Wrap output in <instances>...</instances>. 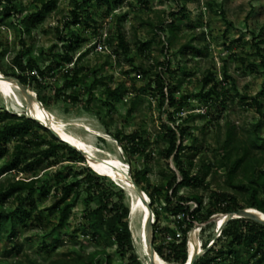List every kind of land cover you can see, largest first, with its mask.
<instances>
[{
  "label": "rangeland",
  "instance_id": "1",
  "mask_svg": "<svg viewBox=\"0 0 264 264\" xmlns=\"http://www.w3.org/2000/svg\"><path fill=\"white\" fill-rule=\"evenodd\" d=\"M49 1L51 11L42 22L31 25L30 35L14 22L15 17H5L4 4L0 5L4 68L8 69L20 51L26 52L25 61L30 58L47 66L62 53L64 42L60 37L74 32L84 38L74 53L77 58L84 52L79 81L67 90V96L60 97L57 90L64 80L59 71L49 75L41 88H20L0 71V107L12 113L28 112V117L36 118L78 149L85 162L64 161L49 166L40 154L41 148L35 147L19 171L2 172L6 160L0 158V185L38 179L34 192L20 189L0 207V211H21L15 217V231L9 218L0 222V264H47L68 254L89 255L103 250L110 255V264H125L106 231L109 213L100 211L107 198L89 196L82 187H75L65 201L61 199L62 185L78 179L84 169L105 179L111 192L116 193L112 203L119 191L124 192L132 248L142 263L173 264L165 263L156 251L160 244L181 238L178 222L163 203L171 194L168 179L174 174L180 176L174 156L166 157L169 140L164 126L176 131L188 127L183 140L178 134V143L186 148L181 160L191 175L203 165L209 169L203 182L179 188V195L187 199L192 210L197 207L195 196L209 206L218 193L230 189L227 169L218 167L222 157L219 150L230 129L239 141L256 142L259 148L253 153L264 159V0H112L111 12L103 0H17L15 5L25 15ZM76 4L82 14L80 23L73 25L71 12ZM160 22L165 23L163 33L156 32ZM119 31L125 34L129 54L113 52L118 49L114 35ZM22 40L26 41L24 49ZM140 41L150 43L143 52L139 50ZM162 62L169 65L167 83L176 89L175 108H168V100L159 98L153 84L158 72L166 68L158 67ZM7 81L12 83L7 86ZM111 90L116 91L115 96H110ZM70 94L79 96L80 103L74 105L67 98ZM255 97L261 110L253 101ZM132 133L144 140V152L134 153V148L116 140L117 134ZM77 140L89 151L78 147ZM15 143L10 139L2 149L12 154ZM54 159L51 155L48 161ZM33 161H37L34 170L24 171ZM57 171H65V178L55 179ZM138 179L141 183L137 184ZM155 188L160 194L151 204L148 193ZM244 211L216 214L212 222L192 219L194 230L188 236L185 264L200 258L205 252L203 245L213 244L229 220L252 217L264 221V214L254 209ZM100 264H105L103 258Z\"/></svg>",
  "mask_w": 264,
  "mask_h": 264
},
{
  "label": "trees",
  "instance_id": "2",
  "mask_svg": "<svg viewBox=\"0 0 264 264\" xmlns=\"http://www.w3.org/2000/svg\"><path fill=\"white\" fill-rule=\"evenodd\" d=\"M17 0H0V5L4 4L3 15L5 17H15L16 21L24 29L25 35L31 34V25L42 22L45 14L51 11L52 2L42 4L40 10L23 14L17 8ZM108 4L109 12L114 10V3L112 0H103ZM80 5L76 4L71 12V24L77 25L80 23L82 9ZM174 16V14H173ZM152 25L151 23H148ZM165 23L160 22L157 33L165 32ZM153 26V25H152ZM117 39V48L114 54L118 55L122 50L125 54L130 53L129 45L126 41L125 34L119 31L114 35ZM63 44L62 53L53 57L47 66L43 67L34 59H27L25 61L26 52L20 51L13 58L8 69L3 65V54H0V71L11 81L19 85L43 87V83L47 77L56 71H59L64 80L62 87L58 91V96H67L66 92L70 88L76 86L83 67H81V58L84 52L75 58V52L81 48L84 38L79 33L71 32L69 35L60 37ZM111 37L108 38L110 42ZM23 49L26 48V41H21ZM150 43L140 41L139 50H143ZM257 46H259L257 44ZM260 50V49H259ZM261 55V53H260ZM72 64V67H66ZM166 66L158 72L155 81L153 82L156 91L160 94L159 98L168 100V108H175L178 105L175 98L176 89L172 88L166 81L165 73L169 69V65L165 62L158 63L159 66ZM264 66V57L262 61ZM205 84L209 83L205 79ZM165 89L167 90L165 92ZM216 87H213L215 91ZM264 94V90L261 92ZM116 91H110V96H115ZM70 101L75 105L80 103L79 96L74 94L68 95ZM255 104L261 110V105L258 98L253 99ZM91 102V100H89ZM0 158H5L6 164L1 169L2 172L19 171L20 165L31 156L35 147L41 148V156H45L49 166H55L64 161L84 163V155L71 144L58 138L50 129L40 124L36 118L28 117L26 112L12 113L0 107ZM174 120V119H172ZM169 140V147L166 151V157L174 156L176 165L178 166L180 176L172 175L167 181V188L171 191L170 196L164 198V205L166 211L174 216L178 222L179 230L181 231L180 239H174L173 242L166 244L162 243L156 247V251L160 258L165 263L172 262L173 264H185L186 255L189 245V233L194 230V220L214 221L216 214H230L240 213L246 209H254L257 212L264 214V159L256 156L253 153L254 149H258L256 142L252 141L246 144L239 141L232 129L227 133V138L224 141L219 152L222 154L218 162L219 168L227 169V187L218 193L213 204L204 205L203 199L195 196L197 207L195 210L187 204V199L179 195V188L186 186H194L203 182V177L208 174V167L203 165L198 173L191 175L189 169L184 166L182 153L186 150L185 146L178 143V134L180 140H183L189 129L187 126H182L176 130H170L164 126ZM10 139H15L16 143L13 147V153L9 154L4 151L3 146L8 144ZM116 140L119 143H127L129 149L134 148V153L144 152L142 148L144 140L141 139L137 133L130 135H116ZM136 146V148L134 147ZM54 156V161H48L50 156ZM37 162V161H35ZM35 162H30L25 165L24 171L34 170ZM65 171H57L55 179L63 178ZM78 179L72 182L64 183L61 187V199L65 201L72 193L75 187H82L91 196L103 195L107 201L103 204L100 211L102 213H109V225L106 231L111 236L117 245L118 252L125 264H143L138 255L132 248L130 232L127 224V211L124 207L125 194L123 191L117 193V200L112 203V198L116 193H112V188L106 185L105 179L96 176L90 169L82 170ZM180 177V178H179ZM237 177L241 181L237 183ZM65 178V177H64ZM37 178H29L28 180L19 179L13 183L9 182L7 187L0 185V207L3 208L9 202L11 197L20 189L27 190L30 194L34 192L37 187ZM180 180L178 184H176ZM136 183H141V180H136ZM42 188H45L42 186ZM151 204H153L160 190L155 188L154 191L149 192ZM116 196V195H115ZM179 200L175 202V199ZM243 201L242 205L240 202ZM206 206V207H205ZM205 208V210H203ZM20 209L13 212H8L6 209L0 211V222L4 218H9L13 230L16 225V215L19 214ZM28 214V213H27ZM194 219V220H192ZM23 222V219H21ZM218 246V247H217ZM204 254L193 261V264H264V222L256 220L252 217H240L229 220L222 227L220 233L215 238V242L205 243L203 245ZM100 258L104 259L105 264L111 263V257L106 251H96L89 255L82 254H68L66 257H61L53 260L47 264H100ZM13 264H23L21 261H16ZM29 264H41L37 261H30Z\"/></svg>",
  "mask_w": 264,
  "mask_h": 264
},
{
  "label": "bare ground",
  "instance_id": "3",
  "mask_svg": "<svg viewBox=\"0 0 264 264\" xmlns=\"http://www.w3.org/2000/svg\"><path fill=\"white\" fill-rule=\"evenodd\" d=\"M10 83H12V82H10V81H7L6 83H5V85H10ZM1 84H2V81L0 80V86H1ZM33 115H35V116H37L38 117V114L36 113V114H34L33 113ZM74 142H76L77 144V146L78 147H83V148H86L88 151H89V148L82 142V141H74ZM73 143V142H72ZM112 162V161H111ZM112 163H114V164H116L115 162H112ZM97 167V166H96ZM98 168H105V167H102V166H99ZM104 173V172H103Z\"/></svg>",
  "mask_w": 264,
  "mask_h": 264
},
{
  "label": "water",
  "instance_id": "4",
  "mask_svg": "<svg viewBox=\"0 0 264 264\" xmlns=\"http://www.w3.org/2000/svg\"><path fill=\"white\" fill-rule=\"evenodd\" d=\"M7 78V77H6ZM8 79V78H7ZM10 80V79H9ZM17 85L20 87V88H25V87H23V86H21V85H19L18 83H17ZM26 112V111H25ZM26 114L28 115L29 113L28 112H26ZM241 214H245V211H242V212H240ZM262 222H264V221H262Z\"/></svg>",
  "mask_w": 264,
  "mask_h": 264
},
{
  "label": "built area",
  "instance_id": "5",
  "mask_svg": "<svg viewBox=\"0 0 264 264\" xmlns=\"http://www.w3.org/2000/svg\"><path fill=\"white\" fill-rule=\"evenodd\" d=\"M99 47L102 48L101 45H99Z\"/></svg>",
  "mask_w": 264,
  "mask_h": 264
}]
</instances>
